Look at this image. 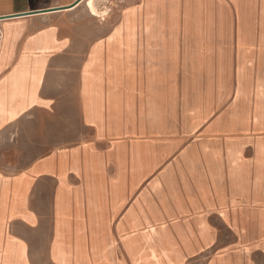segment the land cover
Here are the masks:
<instances>
[{
	"label": "crops",
	"instance_id": "0c3cea01",
	"mask_svg": "<svg viewBox=\"0 0 264 264\" xmlns=\"http://www.w3.org/2000/svg\"><path fill=\"white\" fill-rule=\"evenodd\" d=\"M155 1L0 0V264H264V15L241 83L252 98H234L237 11L264 0H201L214 17L198 71L187 0L178 55H146L148 41L168 53L171 5Z\"/></svg>",
	"mask_w": 264,
	"mask_h": 264
},
{
	"label": "rangeland",
	"instance_id": "374dc122",
	"mask_svg": "<svg viewBox=\"0 0 264 264\" xmlns=\"http://www.w3.org/2000/svg\"><path fill=\"white\" fill-rule=\"evenodd\" d=\"M162 1L164 0H160V1L158 0L157 2L155 1V4L160 6ZM176 1L177 0H169L171 6H170L169 13H168V19H169L168 28H169V36H170L169 44H168V53L166 54L165 43L161 45L160 43L153 44L152 42L148 41L147 46H146V55H175V54L178 55V48H179L178 31H179L180 22H179L178 10L175 9ZM202 1L201 0H187L186 1L187 9L185 13V26H184V34L187 36L184 39V45H183L184 55H197V71L199 67L202 65V63L206 61L207 63H209L208 59L204 61V59L200 56L199 52H200L201 47L203 46V40L205 39L204 37L209 34L208 27L214 17L213 12L210 11V7L200 9L201 7L210 6L211 1L209 0L205 1L207 2V6H199L200 4H202ZM91 4L92 2H90L89 4L90 8H91ZM221 6L223 7H226V6L221 4L219 6V11L217 14L218 22H219L218 32H219V36L222 38V37H225L227 34V28L225 26L228 21V15H227L226 10L223 9ZM197 7H200V8H197ZM191 8H194V9H191ZM161 14L162 13L160 11H155L153 13L154 19L159 21L161 18ZM263 15L264 13H261V12L258 15V13L254 11L253 12H244V11L238 12L237 11V19H238L239 26H240L239 30L242 35V38L240 37V40H239V46L243 49V53L239 55V59H238L237 90H236V95L234 97L235 99L252 98V91H249L248 88H246L245 91L243 92L242 91L243 85H241V83H249L250 81V74L248 70V57H247L248 53L246 52V49H248L249 47L248 41L252 33V28L250 25L254 23L256 18H260V23H261L263 20ZM164 19H165V13H164ZM204 24H206V31H204L203 29ZM149 30L151 31L152 28L150 27ZM158 31L160 34L161 29L159 28ZM261 32H262L263 38L261 39L260 49L262 50L264 48V33H263L262 27H261ZM161 46H163V54L158 52V49H160ZM220 55H223V54H220ZM188 58L189 60L187 61L191 63L193 66V57L189 56ZM225 64H226L225 58H220L219 66L221 70L225 68ZM207 78H208V81L210 82V79H211L210 75H208ZM226 79H227L226 75L223 72L220 73L219 80L222 84L226 81ZM227 94H228L227 90L225 88H222L220 91V100L223 101L226 97H228ZM208 97L209 96L207 94V99ZM254 98H256V96ZM226 110L227 108L223 112H221L220 115L216 118L210 130H208L209 133L220 132L223 129V127L226 124V120L224 117V113ZM210 112H211V108L209 106H206L204 108L203 107L197 108V128L201 124L203 117L209 115ZM11 141H12L11 142L12 145L17 143V139L15 138ZM202 149L204 152V156L208 162L209 157H208L207 148L205 146H202ZM204 190L205 189L203 188V192ZM203 196L206 197L204 193H203ZM206 262H207V257L206 258L202 257L201 259L197 260V264H205ZM42 264H47L44 258L42 259ZM190 264H194V263H190Z\"/></svg>",
	"mask_w": 264,
	"mask_h": 264
},
{
	"label": "bare ground",
	"instance_id": "6f19581e",
	"mask_svg": "<svg viewBox=\"0 0 264 264\" xmlns=\"http://www.w3.org/2000/svg\"><path fill=\"white\" fill-rule=\"evenodd\" d=\"M95 6H96V5H95ZM95 6H93V4H91V10H92L94 13H97L96 10H95V8H96L97 6H96V7H95ZM94 7H95V8H94ZM107 9H108V8H107ZM91 10H90V11H91ZM106 14H107V13H106ZM97 16H99V15H97ZM100 16H101V15H100ZM101 17H102V16H101ZM123 45H124V44H123ZM123 45H122V46H123ZM124 46H126V48L129 47V45H124ZM128 55H130V54H128ZM140 55H143V54H140ZM175 55H176V54H175ZM125 73H126V72H125ZM106 74H107V73H106Z\"/></svg>",
	"mask_w": 264,
	"mask_h": 264
}]
</instances>
